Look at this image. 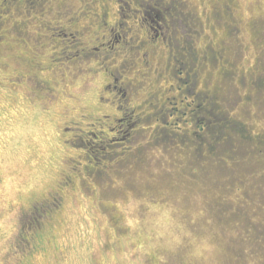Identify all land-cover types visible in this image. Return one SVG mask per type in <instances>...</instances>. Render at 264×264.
<instances>
[{
  "label": "rangeland",
  "instance_id": "374dc122",
  "mask_svg": "<svg viewBox=\"0 0 264 264\" xmlns=\"http://www.w3.org/2000/svg\"><path fill=\"white\" fill-rule=\"evenodd\" d=\"M34 1L0 0V33L20 22L14 41L26 49L13 48L14 62L0 38V264H264V0H105V21L121 24L112 32L89 17L99 0ZM168 49L173 61L188 55L177 72ZM107 69L118 88L132 78L141 90L88 98L112 84ZM213 102L252 137L221 148L225 167L195 160L184 139L199 130L195 109ZM162 127L176 138L156 139ZM68 159L109 166L113 183L81 190Z\"/></svg>",
  "mask_w": 264,
  "mask_h": 264
},
{
  "label": "trees",
  "instance_id": "16d2710c",
  "mask_svg": "<svg viewBox=\"0 0 264 264\" xmlns=\"http://www.w3.org/2000/svg\"><path fill=\"white\" fill-rule=\"evenodd\" d=\"M161 13L163 14V12H161ZM229 34H230V39H231L233 37L234 31L231 29ZM209 56L210 57L208 58V60L209 59H211V61L212 60L213 61L219 60V56H218L217 52L209 53ZM187 70H189V67L186 68V70H185L186 74H188ZM223 74L225 76H229V77L232 76L233 77L234 74L236 75V72H235L234 68H231V69L227 70L226 72L223 71ZM255 76L256 77L254 78L253 83H254L255 87L260 88L259 83L262 80L260 78H257V75H255ZM190 77H191V75H190ZM261 83L263 84V82H261ZM193 85H194V82L193 83L191 82V85H190L191 89H189V90H191V91L193 90ZM261 88L263 89V87H261ZM53 96H55V95H53ZM233 98H232V100H233ZM230 103L235 104L236 102L234 100L233 101L230 100ZM214 105H215V102L206 106L207 108L204 107V105H200L195 109L194 113L195 114L197 113L199 115V116H197V123L199 125V130L193 135H191V134L190 135H184V139L189 141V142H195L196 143V145L193 146V150H195V152H196L195 153L196 154L195 160L199 158L200 160H202V162H203L202 164H204L206 162V160L212 161L214 163L216 162L217 164L225 167L226 165H229V163H231V162H229L228 156L224 155V157H220V155H218L219 153H221L220 152L221 148H223V146L227 145L228 142H230V140L234 138V136L242 137L243 139H251L252 137L248 136L249 135L248 133L244 132V134H243V131L241 130V126H243V124H241L237 121H234L229 117H226L225 116L226 114L224 113L225 111L223 110L222 112H219V110H217ZM215 109H216V111H215ZM158 110H159L158 108L155 111L152 110L153 112H151V113L152 114L158 113L157 112ZM200 113H202V115H204L206 118L201 117V120H199L198 117H200ZM212 114H213V116H212ZM148 116H150V114H148L147 117ZM164 129H166V128L162 127V129L159 128L157 130V133L154 135V136L157 135L156 139H160L162 141L170 142L176 138L175 135H177V132H176V134L173 133L171 135V131L169 132L166 129V131L164 132ZM63 133H65V132L62 131V134ZM173 136H174V138L172 139ZM179 136H180V133H179ZM180 137H182V135ZM66 140L67 139H64L63 142ZM64 145L66 147L72 146L71 144L68 145L66 142L64 143ZM115 161L124 163L123 158H119ZM66 162H68V165H70V170H69L70 175H72L71 172L73 174L78 173V172H80V173L84 172L80 175L82 177H81V180H79L80 185H83L84 188H80V189L84 190V191H88L89 194L92 195L93 192L96 190V187L94 188L93 184H94V186H98V184L100 182L95 179L94 175L90 174L89 172L83 171L84 167H82L81 170L79 169V165H81V162H77L78 164L76 167L74 166L75 164H71L73 162V160L68 159V160H66ZM128 162H130V161H128ZM123 163H122V165H123ZM103 165L104 164H102V166ZM75 168H78L79 171L75 172L74 171ZM90 168H92V167H90ZM107 170H109V167L107 168ZM107 170L105 172H107ZM69 174L67 175L68 177H69ZM62 176L65 177L64 174H62ZM65 183L66 182L64 181L63 178H61V180H59V182H58V184H61V185L65 184ZM105 184L106 183H103L101 185H105ZM106 185H111V183H107ZM39 204L48 205L47 210L48 211L50 209L52 210V208L49 206V203L45 202V203H39ZM44 213H45V210H44ZM110 220L111 221L113 220L112 217ZM251 229L254 231L253 228H250L249 231H251Z\"/></svg>",
  "mask_w": 264,
  "mask_h": 264
},
{
  "label": "flooded vegetation",
  "instance_id": "af4514ba",
  "mask_svg": "<svg viewBox=\"0 0 264 264\" xmlns=\"http://www.w3.org/2000/svg\"><path fill=\"white\" fill-rule=\"evenodd\" d=\"M3 1H5V0H2V2L1 3H3ZM31 3H34V4H37L34 0H29ZM95 1H97V0H95ZM13 2H14V0H13ZM105 2V0H99V4H100V8H99V10L98 11H94V13H91V11H89L88 10V14H89V17L93 14V16H94V21H96V22H98L99 24H101V26H103V27H108L109 29H108V31L109 32H112L113 30H114V28L113 27H116V28H118L121 24H119V23H116L115 21H112V22H107V21H105L106 20V13L104 12V10L102 9L103 8V3ZM59 4L60 3H62V1H59L58 2ZM14 9H16V8H14ZM95 9H97V7H95ZM163 10V9H162ZM162 10H158L157 12H158V15H159V17H157V19L161 22V19L163 18V16H164V14H166V9H164L163 11ZM161 12H163V14L161 13ZM6 13H8V11H6L5 13L4 12H0V22H1V25L2 26H6V23H5V16L4 17H2L3 15H6ZM15 16V14L13 13V16L12 17H14ZM77 19H79V17H73V21H76ZM16 22V21H15ZM157 29H160V25L157 23ZM160 26V27H159ZM1 29H2V27H1ZM21 29H22V27H21V25H20V22H16L15 24H14V27H13V30L12 31H10V29L9 30H6V29H2L1 30V33H0V38H1V40L2 41H5L4 42V45H2V43L3 42H1V44L0 45H2L3 47L5 46V45H7V42L10 44V47H9V50H7V52H5V54H7V55H9V54H12V55H10V56H8L9 57V59H11V60H13L14 62H19V60H22L23 59V55H22V53L21 52H19V50L18 49H15V50H13V48L14 47H17V48H21V49H25V47H23L22 46V44H23V41L21 40V42H19V43H17L18 42V39H17V37L21 34ZM74 29H76V28H74ZM73 29V30H74ZM153 29V28H152ZM71 30V29H70ZM14 32V36H15V38H13V39H10L9 37H8V33H13ZM16 32V33H15ZM64 35H67L66 33L64 34ZM118 38H121L120 36L118 37ZM17 41V42H15V41ZM11 41V42H10ZM13 42H15V43H13ZM170 43H171V41H169ZM173 43H175L174 41H172ZM13 43V44H12ZM165 44H166V46H167V44H168V41H166L165 42ZM21 45V46H20ZM153 47H155V46H153ZM157 48H159V47H157ZM26 50V49H25ZM160 50V49H159ZM158 50V51H159ZM11 51H14V53H10ZM28 51H31V50H28ZM33 51V50H32ZM158 51H156V52H154L153 53V55L154 56H157V55H159V53H158ZM168 60H171V63L169 64V65H171L172 67H173V69H174V71L175 72H177L178 70L176 69V66L177 65H180V63L183 61V60H181V58H185V57H187L188 55H186L187 53H181V51H180V56H181V58H180V60L178 59L177 61H173V52L172 51H170L169 49H168ZM145 56V55H144ZM145 57H148V53H147V55L145 56ZM145 57H143L142 59H144ZM141 59V58H140ZM27 61H29L28 59H27ZM30 62L31 61H29V64H30ZM173 63V64H172ZM144 65L146 66V64L144 63ZM180 70H183V69H180ZM108 69L106 70V72L107 73H104L103 75H107L109 78H111V81H112V84H111V82H108V83H101L99 86H98V88H99V90L98 91H96L95 90V92H96V94H94L93 92L92 93H89L88 92V94L89 95H87V97L88 98H93L95 101H97V103H99L100 104V101L101 100H104V99H106V100H108V101H111V99L109 98V95H108V93L109 92H111L112 93V95H113V91L112 90H116V89H118V92H119V94H120V97H122L124 100L125 99H128L129 98V96L130 95H132L133 93H135V92H139L141 89V85L139 84V83H135L134 81V79H132V78H125L126 80L124 81V83H123V86H121L120 88H118V84H117V78H114V75H113V73H109V75H108ZM152 74H154L153 72H151ZM179 73H181V72H178V74ZM149 74V73H148ZM158 75V74H157ZM187 76L190 78V75H188L187 74ZM124 77V76H123ZM158 77H162V76H160V75H158ZM145 83V82H144ZM143 83V84H144ZM128 88V89H127ZM149 94H152V93H149ZM148 100L151 102V103H153V106H157V102L159 101V100H157V98H156V95H148ZM166 100H167V98H166ZM110 102H105V103H102V105H103V107L105 108V109H109L110 108ZM101 105V106H102ZM95 108L97 109L98 107H96L95 106ZM158 111L157 112H159L160 111V107H158ZM116 110L118 111V108H116ZM132 115H133V111L132 112H128V114H125V115H123L120 119H117V118H115L114 119V121L116 122V121H118L119 123H120V125H119V127L121 126V122L122 121H124V120H128L130 117H132ZM102 116V118H109V116L107 115V114H103V115H101ZM142 120V119H141ZM138 122H140V120L137 118V123ZM134 123H136V122H134ZM93 126V125H92ZM74 127H72V125L71 126H66V127H64V132H71L72 130H74L73 129ZM127 134V133H126ZM94 137H96L95 135H93ZM69 141H71V140H69V139H67L66 141H64V142H69ZM130 154H132V153H127L126 155H127V157H129V159L130 158H132L131 159V161H133V162H135V161H137V160H139L140 158H142L143 156L141 155V154H133V157H130L129 155ZM112 153H110L109 154V156L110 157H112ZM105 166V165H104ZM109 166H107V168H108ZM106 168V169H107ZM110 168V167H109ZM88 169H91L90 171L88 170ZM74 171L75 172H78L79 171V169L78 168H75L74 169ZM83 171H85V172H90V174H92V175H94V177H95V179L97 180V181H99L101 184H103V182H101L102 181V178H103V181L104 182H106V184L107 183H113L112 181H111V179L109 178V175H108V173L107 172H105L106 170H105V167L103 168V166H102V164L100 165V168H90V167H88V166H84V169H83ZM79 174V176L82 174V173H84V172H82V173H80V172H78ZM79 180H81V177H79ZM67 185H69L68 183H67ZM57 200H55V203L57 204ZM56 204H54V208H56V209H58L59 208V205H56ZM53 207V206H52Z\"/></svg>",
  "mask_w": 264,
  "mask_h": 264
}]
</instances>
